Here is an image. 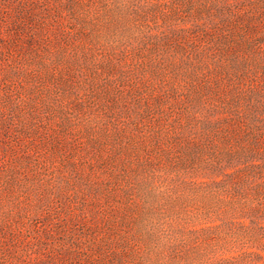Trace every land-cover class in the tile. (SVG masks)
Instances as JSON below:
<instances>
[{
    "label": "rangeland",
    "instance_id": "374dc122",
    "mask_svg": "<svg viewBox=\"0 0 264 264\" xmlns=\"http://www.w3.org/2000/svg\"><path fill=\"white\" fill-rule=\"evenodd\" d=\"M0 264H264V0H0Z\"/></svg>",
    "mask_w": 264,
    "mask_h": 264
}]
</instances>
